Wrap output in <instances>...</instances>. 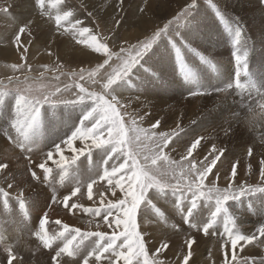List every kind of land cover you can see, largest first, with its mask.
Segmentation results:
<instances>
[{"label":"rangeland","instance_id":"374dc122","mask_svg":"<svg viewBox=\"0 0 264 264\" xmlns=\"http://www.w3.org/2000/svg\"><path fill=\"white\" fill-rule=\"evenodd\" d=\"M186 2L187 0H152V11L144 15L138 8V5L144 6L143 0H61L60 4L53 6H49L48 0H45L46 12L41 14V9L36 6L35 0H0V81L7 83V77L10 76L19 77L23 81L24 76L27 75L30 82L35 83L40 73L45 72L43 65L52 69L60 65L61 70L68 73L79 72L81 68L91 71L97 64L103 63L105 57L102 53L92 51L88 46L87 35L83 38L85 43L78 44L76 41L81 39L78 35L74 38L63 29L59 31L56 29L54 17L58 13L72 11L81 21V25L91 29L97 36V42H106L111 51L119 52L122 46L128 47L140 41H148L153 33L163 28ZM121 3H123L122 8L119 6ZM97 13L103 20L108 21L107 25L98 22ZM23 25H28L29 30L21 35L22 47H20L13 41ZM173 31H178L180 34V37H175V42L181 48L182 68L177 62L175 50L169 44V39L175 36ZM237 32L240 33L238 38ZM41 38L44 39L41 40ZM180 38L188 47L180 43ZM71 46L73 51L69 52ZM24 48L28 49L27 59H21ZM57 51L60 55L56 54ZM234 51L241 54L244 51L248 52V78L257 83H264V7L260 5L259 0H196L195 7L189 10L184 20L170 25L169 33L162 35L153 43L151 50L145 55L125 89L118 90V95L121 97L131 96V99L127 101L130 105L128 109L130 113L150 114L143 122L137 120L141 128L148 130L151 124L160 120L161 125L157 131L176 133L169 146L164 149L170 160L187 163L181 158L185 156L187 147L197 137L204 139L188 160H202L209 154L213 145L217 149H224L221 160L217 162L205 180L207 186H211V181H215L217 187L221 189L226 188L229 183H233L236 189L241 185L264 186L261 184L259 175L260 161L264 160V140L260 139V132L264 130L253 134L243 127L246 109L242 107V104L250 101L255 103L256 94L253 93L249 97L247 91L241 93L235 89H229L227 93L216 92L217 89L224 88L234 80L235 64L232 57ZM15 63L25 65L24 72H14L11 65ZM110 63L114 64L115 58ZM108 71L110 69L107 66L100 69L97 79L103 82ZM54 74L58 73L45 72L46 79L43 83L55 84L52 80ZM61 81L71 83L66 76H61ZM241 82L246 83L247 77L242 76ZM36 86L39 87V85ZM61 86L63 87V84ZM89 87L100 91V84L92 85L89 82ZM192 92L206 94L193 97L190 95ZM86 104L88 103L85 102L84 105ZM70 105L74 104L42 106L40 122L41 118H44V123H52L56 128H45L42 123H39L38 135L35 137L38 147L34 148L33 152L27 153L21 149L16 150V146H12L10 140L2 139L1 133L4 134V138L11 133V127L7 124L10 118L6 117L10 116V111H15L16 99L14 94H8L0 99V128L3 126V131H0V143L8 152L7 155H2L7 156L6 162H9L12 179H15L12 181L11 177L7 180L0 178V187L7 189L8 183L18 182L13 189L8 190L13 197L18 191H22L26 199L24 210L19 208L15 199L9 200L7 208L0 199V264H7L8 246H12V250L15 251L18 264H51V255L56 248L62 246L63 241H56L51 249H45L35 237L34 233L39 228V220L44 212L49 214V223L46 226L49 235L60 230L54 223L55 220L59 219L68 224L64 221L63 215L70 222H76L75 216L78 221L86 222L72 223L81 231L99 230L111 233V229L103 222V213L93 218L83 212V208L100 207L101 192L105 200H114L120 196L119 190L116 191L115 196L107 190L106 181H99L94 185L93 200H88L85 194L87 182L82 180L83 176L87 175L89 168L96 170L97 165L92 163L94 155H96L97 163L101 164L104 161L103 150L94 153L96 148H93L90 155L86 151L85 155L80 156L77 161L67 164L66 169H58L52 161H48V166L53 169V172L50 181L45 183L42 189L46 193L41 192L42 181H32L27 171V165L35 170V165L46 158L44 154L66 139L56 137L54 140H49L58 131L57 126L64 125V123L60 125L59 120L58 123L56 122V113L59 116L60 108L64 113L70 111L65 108ZM52 112H55L54 116H51ZM234 113L239 114V119L234 118ZM67 119L65 117V120ZM125 119L128 118L125 117ZM229 125H231L230 129ZM5 126L8 127V131ZM65 128L60 131L66 132ZM224 129H229L228 135L225 134ZM14 135L16 136L17 133L15 132ZM75 146L83 147L79 141ZM248 148L254 151L252 157L247 155ZM67 150L64 155L70 157L72 153ZM33 153L37 154L32 156ZM9 154L14 158L12 161ZM54 159L59 157L54 155ZM119 162L122 161L117 163ZM233 163L238 165V179L229 181L226 177ZM72 164L78 169V176L81 177V182L79 179L78 182L81 185L82 194L86 197L71 200L69 203L76 202L81 207L69 210L63 204L60 207L59 203H54L50 196L53 195L54 190L55 194H61L62 198L70 188L75 186V183L71 181L64 185L56 181L60 180L61 183L65 181ZM100 164L97 167L99 173L96 172L91 180L98 179L103 173L102 169L107 167L102 164L100 169ZM160 164L163 165V162ZM179 171L176 169L177 178H179ZM168 180L173 184L176 183V179L172 176H169ZM32 187L40 189L37 195H34L35 190ZM165 191L166 194H161L155 189L150 190L147 200L152 201V204L147 206L142 204L138 210V230L145 238L150 258L155 257L158 261H163V264H183L184 255L190 251L187 241L194 239L196 243L191 248V264H223L225 256L230 258L233 252L241 260L244 257H248L250 261L254 259L256 264L264 259V244L243 245L241 242L240 246L232 249L229 243L225 253L221 247L225 241V238L221 236L222 216L207 234L203 232V224L211 218V212L215 209L214 200L206 201L203 198L199 200L198 208L190 217L196 227H191L182 219V212H186L190 205L191 194L188 193L187 199L182 200L181 211L176 208L180 193L173 195L171 189ZM225 207L234 219V229L241 234L254 233L256 227L264 222V192L245 193L235 200L226 201ZM159 213H163V218ZM90 220H92L91 225L88 224ZM97 224L100 225L99 229L96 227ZM94 239L93 237L84 242L85 248L80 257L75 260L69 257L62 259L69 261V264H79ZM162 243H166L168 247L157 253L156 249L160 248Z\"/></svg>","mask_w":264,"mask_h":264},{"label":"snow or ice","instance_id":"6c2138e0","mask_svg":"<svg viewBox=\"0 0 264 264\" xmlns=\"http://www.w3.org/2000/svg\"><path fill=\"white\" fill-rule=\"evenodd\" d=\"M61 0H48L49 6L60 4ZM264 7V0H259ZM35 4L41 9V14L46 12L45 0H35ZM196 0H187L184 6L169 20L163 28L153 33L148 41H140L137 44L128 47H120L119 52L111 51L106 42H97V36L94 35L88 27H83L81 21L77 19L72 11H63L54 17L56 29H63L65 33L72 35L74 38L78 35L81 39L76 42L78 44L85 43L83 39L88 37V46L95 53H102L105 57L103 63L97 64L95 68L88 71L81 68L79 72L62 71V66L57 65L56 69L43 65L45 72H57L52 80L55 84H45V72L40 73V77L35 83L30 82V78L25 75L23 81L19 77H7V83L0 81V99L8 94H14L16 99V120L13 123L17 135L11 137V143L24 152L31 153L34 148L38 147L35 137L38 135L40 113L43 105L56 104H90L89 110L80 119L79 125L72 134L64 139L61 143L56 144L51 150L45 153V159L36 164L35 167L42 170L43 182L48 183L53 169L48 166V161L58 169H66V165L74 163L80 156L91 154L93 148L102 149L105 155L104 165H108L111 161V167H104L102 175L98 179H93L86 183L87 198L93 200L95 195L93 187L99 181H106L108 191L115 196L119 190L120 196L114 200H105L103 192L100 193V207L83 208V212L89 214L93 218L101 216L103 213V222L111 229V233L96 231H81L80 228L70 227L61 220H55V224L59 226V231L49 235L47 225L49 223L48 213L44 212L39 220V228L34 233L35 237L43 248L51 249L56 241H63L62 246L54 250L51 255V264H69V261L62 259L63 257L76 258L80 257L84 251V242L92 240L88 247L87 254L79 261V264H163L155 257L150 258L146 247L145 238L138 230L137 215L141 205L152 204L147 200V194L150 190L155 189L161 194H166L167 189L172 190V194L180 195L177 197L176 208L181 210V202L187 199V194H191L190 205L186 212H182L185 223L191 227H196L192 223L194 211L198 208V202L201 198L206 201H215V209L211 212V218L203 224V232L208 233L209 229L218 222L219 217H223V232L221 236L225 238L221 247L227 252V245L230 243L232 249H236L241 245H251L253 243L264 244V222L256 227L255 232L246 235L241 234L234 229V219L229 214L225 203L228 200H235L245 193L255 194L264 192V186L249 185L247 187L240 186L236 189L233 183H229L226 188H219L215 181H211V186L205 184L209 173L213 167L221 160L224 155V149H217L215 145L210 149L208 155L200 161L195 159L188 160L193 153L201 145L203 137L194 139L190 146L187 147L186 154L181 159L187 163L170 160L164 149L169 146L173 140L175 132H160L157 129L161 125L160 120H156L151 124V128L146 130L140 127L137 120L143 122L145 117L150 115L145 113H130L129 101L131 96L125 98L118 95V90L125 89V86L132 79L133 73L141 65L145 55L151 50L153 43L166 33H169V26L184 20L190 9L194 8ZM143 7H139L141 14L147 15L152 11V0H143ZM123 7V3L119 5ZM92 13H90L91 15ZM98 22L107 25L105 21L97 13ZM74 21V22H73ZM29 30L28 25L19 28L14 43L20 45L21 35ZM175 36L169 39L171 48L176 52L177 62L183 67V57L181 56V48L177 46L175 37H180L178 31H173ZM237 38L240 33H236ZM180 43L185 47L188 45L180 38ZM195 51L194 49H190ZM28 49L24 48L21 59H27ZM233 60L235 64L234 80L228 83L224 88L217 89L216 92L227 93L229 89L239 90L241 93L247 91L249 97L253 93L256 96L264 97V83H257L255 80L248 78V52H233ZM115 58V63H110ZM107 66L110 71L106 73V77L101 82L97 77L100 69ZM14 72H24L25 65L15 63L11 65ZM87 73V75H86ZM61 76H66L71 83L61 81ZM247 77V82H241V77ZM83 82V83H82ZM89 82L92 85L100 84V91L90 89ZM63 84V87L61 86ZM36 85H39L37 87ZM75 89V91H72ZM69 93V95H65ZM206 93L192 92L193 97L205 95ZM243 103V101H241ZM234 118L239 119V114L234 113ZM125 117L128 119L126 120ZM130 121V123H129ZM231 125H229V129ZM229 129H224L226 135ZM79 141L83 147L77 148L75 142ZM90 142V143H89ZM71 151L72 155L66 157L64 149ZM54 155L59 159H54ZM247 155L252 157L254 151L248 148ZM118 161H122L117 163ZM163 162V165L160 164ZM31 164V160H29ZM176 169H179V178L176 176ZM30 173L32 181L41 182V176L33 170L32 167L27 169ZM219 175V173H217ZM259 175L261 184H264V160L260 161ZM172 176L176 179L173 184L168 180ZM11 177V169L8 163L0 161V178L7 180ZM227 180L233 181L238 179V165L233 163ZM18 183V182H17ZM16 184L8 183L7 189L0 187V199L3 200L4 207L7 208L10 199L18 202L21 210L26 209V199L22 191H18L15 197L8 189H13ZM51 186V185H50ZM85 186V185H84ZM53 189V188H52ZM53 190L51 200L55 203L63 204L66 209H79L81 205L76 202L69 203L72 198L81 195V185L76 183L73 190L69 194L58 197ZM155 207V205H153ZM159 212V210H157ZM163 218V213H159ZM92 224V220L88 221ZM97 229L100 225H96ZM196 243L194 239H189L187 245L190 249L187 255L183 257V264H191V248ZM7 264H18V258L12 246H8ZM166 243H162L160 248L156 249L157 253L167 248ZM256 264V261L249 260L248 257L239 259L235 252L229 258L227 255L223 260V264ZM259 264H264L261 259Z\"/></svg>","mask_w":264,"mask_h":264},{"label":"crops","instance_id":"0c3cea01","mask_svg":"<svg viewBox=\"0 0 264 264\" xmlns=\"http://www.w3.org/2000/svg\"><path fill=\"white\" fill-rule=\"evenodd\" d=\"M56 54L57 55H60L59 54V52L57 51L56 52ZM66 96L67 95H69V94H65ZM86 106H87V108H86ZM65 108H67V110H70V111H68V112H66V110H65V112L66 113H64L63 112V109L62 108H60V114H59V116H57V113H56V122L58 123V120H59V124L61 125V124H63L64 123V125L63 126H57V129H58V131L55 133V136H52L51 137V139H49V140H54L56 137L58 138V139H61V138H67V137H69L71 134H72V132L75 130V128L79 125V122H80V119L82 118V116L85 114V112L87 111V110H89V108H90V104H86V105H84V103L83 104H74V105H70V106H66ZM51 112V111H50ZM75 112V113H74ZM10 113V116H7L6 118H10L9 120V122H7V124H9L10 125V127H11V137H15V135H14V133L16 132L15 131V129L13 128V123H14V121L16 120V111H10L9 112ZM55 115V112H52V115L51 116H54ZM74 116V117H73ZM65 117H67L68 119L67 120H65ZM42 120H41V122L40 123H42V125H44L45 126V128H47V127H54V128H56L52 123H48V122H46V123H44L43 122V119L44 118H41ZM53 121V120H52ZM57 123H56V125H57ZM48 124V125H47ZM67 126V127H66ZM59 127V128H58ZM66 127V128H65ZM63 128H65V131L66 132H64V131H60L61 129H63ZM3 129V126H1V128H0V131ZM5 129L8 131L9 129H8V127H6L5 126ZM3 131V130H2ZM1 137H3V139L4 140H10L11 141V137L8 139V138H4V134L3 133H1ZM40 139H41V137H40ZM80 143V142H79ZM90 143V142H89ZM12 144V143H11ZM75 145H78V141H76L75 142ZM12 146H13V144H12ZM15 149L16 150H19V148L18 147H15ZM12 150V149H11ZM67 150V149H66ZM66 150H64V152H66ZM13 151V150H12ZM38 151H39V149H38ZM67 152H70L71 153V151H69V150H67ZM99 152H102V149H95L94 150V153H99ZM37 153H33V155L32 156H35ZM5 155H7V154H5ZM8 156H10V159H11V161H12V159H14L13 158V156L12 155H8ZM96 155H94L93 156V158H92V160H93V164H95V165H97V167H99L98 166V164H100V163H97V161H96ZM105 157V156H104ZM106 158V157H105ZM6 159H7V156H3V155H1L0 156V161H2V162H6ZM32 162H34V161H32ZM6 163H8L9 164V162H6ZM112 162H110V163H108V165H107V167L108 168H110L111 167V165H109V164H111ZM102 164H103V162L100 164V169H102ZM20 165H22V164H20ZM24 165H27V164H24ZM104 165V164H103ZM72 168H71V170L69 171V175L65 178V181L63 182V183H61L60 182V180H56L58 183H60V184H62V185H64L65 183H67L68 181H71V182H74L75 184L76 183H78V179L80 180V182H81V177L80 176H78V169H76V167H73V164H72V166H71ZM96 167V170L94 169V168H89L88 169V172H87V175L86 176H83V179L82 180H85L86 182H90L91 181V179L93 178L92 176L93 175H95L96 174V172L98 173V168ZM27 168H29V166L27 165ZM72 170H74V173H72ZM34 171H36L40 176H41V181H42V184H43V187L42 188H40L41 190L45 187V182H43V173H42V170L40 171V169L39 168H35V170ZM75 171H76V173H75ZM102 172H103V169H102ZM82 184V183H81ZM83 185V184H82ZM34 190H35V193H34V195H37L36 193L38 192V190H40V189H38L37 187H32ZM83 188V187H82ZM73 190V187L72 188H70L68 191H67V193H65V194H69L71 191ZM85 191V190H84ZM42 193H46L45 191H41ZM64 194V195H65ZM85 194L87 195V193H86V191H85ZM86 195H84V194H79L78 193V195H77V197H74V198H72V200L73 199H83L84 197H86ZM58 197H61V194L60 195H57ZM51 198H52V195L50 196ZM110 199V198H109ZM55 203V202H54ZM60 207H62V204H60ZM70 215V214H69ZM63 219H64V221L66 222V223H68V224H70V225H72V227H74V225L72 224V223H78V224H83V223H86V222H83V221H78V219H77V216H75V221L76 222H70L68 219H66V218H64V215H63ZM77 228H78V226H77ZM33 239H35L36 240V238H33Z\"/></svg>","mask_w":264,"mask_h":264},{"label":"clouds","instance_id":"9594fccd","mask_svg":"<svg viewBox=\"0 0 264 264\" xmlns=\"http://www.w3.org/2000/svg\"><path fill=\"white\" fill-rule=\"evenodd\" d=\"M255 103L244 102L242 107L246 109L243 127L249 132L256 134L264 130V97H254ZM260 139L264 140V132H260Z\"/></svg>","mask_w":264,"mask_h":264},{"label":"bare ground","instance_id":"6f19581e","mask_svg":"<svg viewBox=\"0 0 264 264\" xmlns=\"http://www.w3.org/2000/svg\"><path fill=\"white\" fill-rule=\"evenodd\" d=\"M141 1V0H140ZM164 3V2H163ZM166 3V2H165ZM173 10V9H172ZM200 10V9H199ZM157 14V13H156ZM145 21L147 20V19H144ZM44 21V20H43ZM125 21V20H124ZM136 21V20H135ZM130 23V22H129ZM133 24V23H132ZM146 26H147V24H146ZM138 27V26H137ZM140 27H143V26H140ZM134 30V29H133ZM185 31V30H184ZM127 33V32H126ZM137 33V32H136ZM134 35V34H133ZM135 36V35H134ZM24 38V37H23ZM135 38V37H134ZM42 39H44V38H41V40ZM73 46V45H72ZM71 46V48H70V51L69 52H71V51H73V47ZM83 52V51H82ZM158 70V69H157ZM162 72V71H161ZM139 75V74H138ZM129 83V82H128ZM74 117V116H73ZM11 137V133H9V134H7V137L6 138H10ZM3 139V138H2ZM4 140V139H3ZM7 141V140H6ZM7 150V149H6ZM6 150H5V146H3V145H1V143H0V155H2V154H8V152H6ZM10 155V154H9ZM99 173V172H98ZM70 183V182H69ZM159 204V203H158ZM215 208V207H214ZM178 212V211H177ZM241 212V211H240ZM178 215V214H177ZM183 219V218H182ZM153 234V233H152ZM215 247V246H214Z\"/></svg>","mask_w":264,"mask_h":264}]
</instances>
